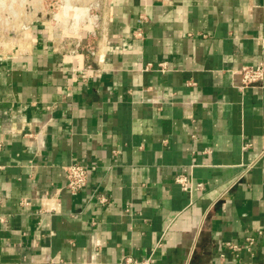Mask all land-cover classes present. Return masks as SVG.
Here are the masks:
<instances>
[{
  "label": "crops",
  "instance_id": "0c3cea01",
  "mask_svg": "<svg viewBox=\"0 0 264 264\" xmlns=\"http://www.w3.org/2000/svg\"><path fill=\"white\" fill-rule=\"evenodd\" d=\"M60 37L0 38V264H264V81L236 74L264 0H106L86 50Z\"/></svg>",
  "mask_w": 264,
  "mask_h": 264
},
{
  "label": "rangeland",
  "instance_id": "374dc122",
  "mask_svg": "<svg viewBox=\"0 0 264 264\" xmlns=\"http://www.w3.org/2000/svg\"><path fill=\"white\" fill-rule=\"evenodd\" d=\"M105 5L106 0H0V38L34 25L60 34L66 43L84 45L94 41Z\"/></svg>",
  "mask_w": 264,
  "mask_h": 264
},
{
  "label": "built area",
  "instance_id": "2783aa9c",
  "mask_svg": "<svg viewBox=\"0 0 264 264\" xmlns=\"http://www.w3.org/2000/svg\"><path fill=\"white\" fill-rule=\"evenodd\" d=\"M0 20H1V17H0ZM3 20L6 21V18H3ZM138 35H140V32ZM260 44L262 47H264V38L260 40ZM86 49H87V46H84L83 44L77 42L74 44L73 48L70 50V53L76 54L80 50L82 51ZM89 53L93 55V53L91 52ZM158 67L161 72L165 71L166 69L165 64H159ZM86 69L90 70L91 67L88 66ZM236 74H238L239 76V84H238L239 90L245 91L246 89H249V88L259 87L264 81V64L260 63L256 65H251V66H242L241 68H239L238 71H236ZM2 146H3V143L0 140V149L2 148ZM62 170L66 177V188L71 192H76V191L83 189L86 186L89 173L94 170V167H88V166H85L79 163H72L70 165L64 166ZM175 182L181 186V189L183 191L187 193L191 192L192 186L184 176H177L175 178ZM196 187L198 189H201L202 184L198 183ZM99 201L101 203H105L106 200L101 198ZM256 233L257 235L264 238V229L256 230ZM252 240H253L252 238H248L247 239L248 244H251ZM228 245L229 247H231V249L235 251L240 250L241 248L235 245H230V244ZM158 247H160V244H158L157 248ZM154 251L151 254H149L146 258L140 259V260L129 257V256L124 257L120 260L118 264H155Z\"/></svg>",
  "mask_w": 264,
  "mask_h": 264
}]
</instances>
